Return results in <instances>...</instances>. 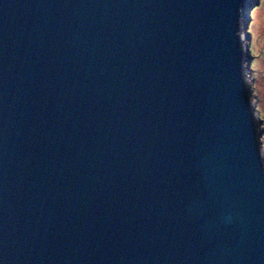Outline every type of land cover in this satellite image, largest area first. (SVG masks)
Instances as JSON below:
<instances>
[{
	"label": "water",
	"instance_id": "95a60500",
	"mask_svg": "<svg viewBox=\"0 0 264 264\" xmlns=\"http://www.w3.org/2000/svg\"><path fill=\"white\" fill-rule=\"evenodd\" d=\"M247 0H0V264H264Z\"/></svg>",
	"mask_w": 264,
	"mask_h": 264
},
{
	"label": "rangeland",
	"instance_id": "374dc122",
	"mask_svg": "<svg viewBox=\"0 0 264 264\" xmlns=\"http://www.w3.org/2000/svg\"><path fill=\"white\" fill-rule=\"evenodd\" d=\"M243 32L248 48L245 72L252 101L257 104L264 152V0H247Z\"/></svg>",
	"mask_w": 264,
	"mask_h": 264
},
{
	"label": "bare ground",
	"instance_id": "6f19581e",
	"mask_svg": "<svg viewBox=\"0 0 264 264\" xmlns=\"http://www.w3.org/2000/svg\"><path fill=\"white\" fill-rule=\"evenodd\" d=\"M248 54V53H247Z\"/></svg>",
	"mask_w": 264,
	"mask_h": 264
}]
</instances>
